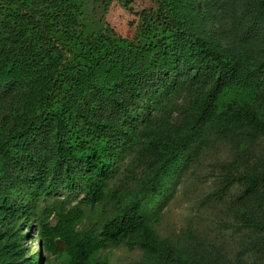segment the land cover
<instances>
[{"label": "trees", "instance_id": "obj_1", "mask_svg": "<svg viewBox=\"0 0 264 264\" xmlns=\"http://www.w3.org/2000/svg\"><path fill=\"white\" fill-rule=\"evenodd\" d=\"M111 1L0 0V264H264V0H158L135 39ZM203 160L209 226L161 237Z\"/></svg>", "mask_w": 264, "mask_h": 264}, {"label": "rangeland", "instance_id": "obj_2", "mask_svg": "<svg viewBox=\"0 0 264 264\" xmlns=\"http://www.w3.org/2000/svg\"><path fill=\"white\" fill-rule=\"evenodd\" d=\"M158 0H112L105 14L107 27L116 34L135 39L138 33V16L143 10L155 8ZM121 166L119 165V170ZM118 176L114 173L109 181L112 186ZM213 185V178L207 166L202 164L190 166L187 172L175 182L171 192L165 198L160 210L159 220L154 224L161 237H172L185 228L201 230L209 226L212 216L199 205V200L207 194ZM70 204H74L77 194L69 196ZM24 243L33 256L36 254L37 234L30 228ZM110 264H139L141 251L127 250L125 247H109L101 252ZM49 264H66L64 255H48ZM42 264V261L40 262Z\"/></svg>", "mask_w": 264, "mask_h": 264}]
</instances>
